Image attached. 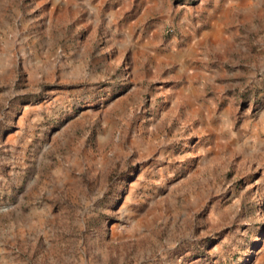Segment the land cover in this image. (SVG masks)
<instances>
[{"label":"rangeland","instance_id":"374dc122","mask_svg":"<svg viewBox=\"0 0 264 264\" xmlns=\"http://www.w3.org/2000/svg\"><path fill=\"white\" fill-rule=\"evenodd\" d=\"M0 264H264V0H0Z\"/></svg>","mask_w":264,"mask_h":264},{"label":"built area","instance_id":"2783aa9c","mask_svg":"<svg viewBox=\"0 0 264 264\" xmlns=\"http://www.w3.org/2000/svg\"><path fill=\"white\" fill-rule=\"evenodd\" d=\"M168 32H171V30H168Z\"/></svg>","mask_w":264,"mask_h":264}]
</instances>
